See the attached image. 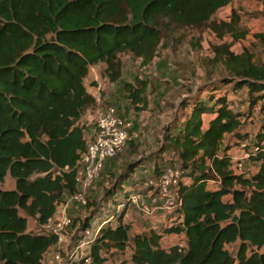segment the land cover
Listing matches in <instances>:
<instances>
[{
  "label": "trees",
  "instance_id": "obj_1",
  "mask_svg": "<svg viewBox=\"0 0 264 264\" xmlns=\"http://www.w3.org/2000/svg\"><path fill=\"white\" fill-rule=\"evenodd\" d=\"M232 1L0 0V264H42L58 243L55 234L30 231L28 218L42 228L77 190L88 146L82 119L97 108L85 84L90 68L102 66V78L118 83L122 54L148 67L172 34L184 29H206L217 40L229 35L238 42L247 34L237 28L238 15L214 18ZM254 37L264 46V33ZM212 50L226 76L202 87L199 94L208 92L206 99L195 98L182 124L167 130L147 176L167 167L184 171L176 187L181 206L169 214L170 224L130 238L131 224L123 221L129 194L121 190L134 172L129 165L106 192L111 198L124 194L121 211L100 229L87 255L63 254L68 264H106L102 253L110 250L130 251L121 264H264V121L254 143L244 145L250 140L242 133L244 115L221 93L227 86L236 95L245 90L249 110L263 114L264 61L256 62L248 48L235 54L231 44ZM123 89L135 110H145L146 80L135 77ZM207 115L212 118L204 128ZM227 136L235 145L225 143ZM242 144L254 170L237 174L230 151ZM162 154H173L178 164ZM6 177L13 189L1 187ZM92 219L78 222L76 243ZM169 235L183 236L185 247L163 248L162 237Z\"/></svg>",
  "mask_w": 264,
  "mask_h": 264
},
{
  "label": "rangeland",
  "instance_id": "obj_2",
  "mask_svg": "<svg viewBox=\"0 0 264 264\" xmlns=\"http://www.w3.org/2000/svg\"><path fill=\"white\" fill-rule=\"evenodd\" d=\"M232 12L239 17L237 28L247 33L245 38L238 42L232 41L229 35L222 40H217L206 29L202 32L184 29L172 34L168 46L159 49L157 58L148 67L142 68L140 62L130 53L122 54L120 56L123 66L122 77L118 83L111 84L102 78L100 75L102 66L90 68L85 84L89 92L98 98V102L97 108L88 112L82 119V123L87 126L86 139L89 141L95 127L97 110L115 105L118 106L125 119L127 141L123 151L115 159L104 164L93 185L77 186V190L86 199L85 205L73 202L70 195L63 198L57 212L66 209L68 216L75 222V226L64 228L60 243L46 254L42 264H66L67 260L62 257L63 254L68 255V258L70 256L76 259L87 253L84 249L80 253H75L77 243L73 235L78 230V222L94 217L90 220V227L94 228L102 220L113 218L114 213L121 211L122 207L117 209V206L126 199L124 194L117 192L116 196L111 198L106 195V192L118 182V177L126 172L129 165H132V168L135 166L134 172L121 184V190L126 191L127 194L147 191L144 182L150 170L153 169L154 163L158 161L157 152L164 134L167 130L175 132L176 127L182 124L195 98L206 99L208 92L199 94L202 87L217 83L226 76L223 68L213 62L212 49L214 46L222 43L231 44V51L235 54L248 48L255 55L256 62L264 61V46L258 44L254 37L255 34L264 33V0H233L229 5L220 9L214 18L229 20ZM135 77L148 82L147 106L143 111H137L132 107L123 89L124 84L134 82ZM95 81L97 86L92 87L90 83ZM223 92L230 98L234 111L244 115L242 133L250 136V140L244 145L253 144L264 121V115L257 109L249 110L245 90L236 95L230 91V86H227L222 89L221 93ZM183 102L188 106L180 109L179 105ZM208 120V116H203L205 124ZM225 143L235 145V141L231 140L230 136L226 137ZM244 145L233 146L230 154L234 159L242 158L246 148V146L243 147ZM162 157L174 159L173 154H162ZM243 163L244 170H254L252 164L245 160ZM174 164H178L176 159H174ZM1 187L8 190L13 189L14 181L6 177ZM95 212L96 214L93 215ZM168 218L169 213L165 211H158L154 217L147 218L133 208L126 210L123 215V221L131 224L130 238L151 228L157 230L170 224ZM28 221L30 231H46L38 227L32 219L28 218ZM183 242L184 237L181 235L163 236L161 246L168 248ZM129 254V250H126L125 254L116 253L113 250L102 253L103 257L107 258L106 264H121L124 259H128ZM56 256H59V260Z\"/></svg>",
  "mask_w": 264,
  "mask_h": 264
},
{
  "label": "built area",
  "instance_id": "obj_3",
  "mask_svg": "<svg viewBox=\"0 0 264 264\" xmlns=\"http://www.w3.org/2000/svg\"><path fill=\"white\" fill-rule=\"evenodd\" d=\"M96 116L97 120L88 141L87 150L80 158L77 186L81 184L84 187L93 185L97 181L104 164L107 161L115 159L126 145L127 125L118 106L111 105L104 109H98ZM256 151L257 148H254L253 152ZM247 159V153H244L242 158L238 160L232 156L235 173L240 174L245 172L243 161ZM183 175L184 171L181 168L167 167L158 176L148 177L144 182L147 189L145 193H132L128 195L126 201L128 208L137 209L147 218L154 217L158 211H165L169 214L173 213L181 206V200L176 194V187L183 180ZM71 200L82 205L86 204V199L78 190L71 195ZM120 207L122 205H118L117 209ZM112 219V217H109L108 220L99 222L94 228L82 230L80 233L81 239L77 243L75 253H80L82 249L88 253L92 240L97 236L100 229L112 221ZM72 224V219L68 216L66 209H63L60 212H56L42 228L47 233L57 235V244H59L64 228L70 227ZM177 245L179 248L185 247L184 242ZM69 258L71 259L70 256ZM56 259L59 260V256H56Z\"/></svg>",
  "mask_w": 264,
  "mask_h": 264
},
{
  "label": "crops",
  "instance_id": "obj_4",
  "mask_svg": "<svg viewBox=\"0 0 264 264\" xmlns=\"http://www.w3.org/2000/svg\"><path fill=\"white\" fill-rule=\"evenodd\" d=\"M95 80H97V79H95ZM96 82V81H95ZM89 91V90H88ZM94 96V95H93ZM95 97V96H94ZM96 98V97H95ZM228 99H229V101H230V98L228 97ZM96 100H97V102H98V98H96ZM231 102V101H230ZM231 105H232V102H231ZM254 110H256V109H254ZM208 116V115H207ZM209 117V120L212 118V116H208ZM208 120V121H209ZM208 121H207V123H208ZM207 123L205 124V123H203L204 124V128L207 126ZM211 186V187H210ZM212 186H213V183L212 182H210V183H208V187H210V188H212Z\"/></svg>",
  "mask_w": 264,
  "mask_h": 264
}]
</instances>
